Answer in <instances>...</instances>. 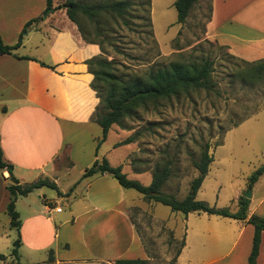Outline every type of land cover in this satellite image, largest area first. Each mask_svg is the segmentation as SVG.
Wrapping results in <instances>:
<instances>
[{
  "label": "crops",
  "instance_id": "0c3cea01",
  "mask_svg": "<svg viewBox=\"0 0 264 264\" xmlns=\"http://www.w3.org/2000/svg\"><path fill=\"white\" fill-rule=\"evenodd\" d=\"M209 4L204 39L241 61L264 59V0H209ZM45 9L46 0H0L3 43L13 46L23 37L11 54L0 55L2 159L12 165L11 174L19 184L48 179L60 192L54 190L52 196L44 190L48 187L42 186L16 199L19 258L24 257V264H38L53 249V264H113L117 259L137 258L150 264L153 256L147 247L152 246V239L145 218H149L150 224L157 223L158 202L145 201L137 191V197L134 196L129 193L130 188L122 187L107 173L81 178L84 170L101 158H106L111 166H120L122 171L124 163H113L109 157L122 147L127 148L124 159L135 175L151 174L142 160L140 164L129 160V155L137 152L136 145H117L128 135L99 152L101 143L109 139L111 128L116 126L113 124L100 141L102 129L92 118L98 98L89 85L93 75L86 60L99 55L100 47L84 41L65 12L44 19ZM38 17L42 19L28 25L23 34L25 23ZM261 109L264 108L226 131L222 142L210 153L212 161L205 177L214 162L218 171L230 165L227 157L238 159L247 151L252 152L254 159L248 161L252 164L244 177L263 164L264 121H252ZM237 137L246 145L235 147ZM63 154L68 165L60 169L55 159ZM73 168L80 176L68 181ZM9 182V172L0 169V254L5 256L2 261L11 256L12 242L17 237L16 230L9 226L6 211ZM250 189L246 220L201 211L186 215L180 212V221L176 216L167 217L170 224L180 226L183 235L176 264H248L254 227L247 219L251 215L264 219V171ZM242 195L239 190L233 198L234 209L217 201L211 203L234 212ZM62 202L67 211H63ZM58 206L60 211L55 210ZM255 264H264V231Z\"/></svg>",
  "mask_w": 264,
  "mask_h": 264
},
{
  "label": "rangeland",
  "instance_id": "374dc122",
  "mask_svg": "<svg viewBox=\"0 0 264 264\" xmlns=\"http://www.w3.org/2000/svg\"><path fill=\"white\" fill-rule=\"evenodd\" d=\"M75 1L98 3L112 0ZM127 1L130 6L121 17L101 13L96 19L90 20L78 16L84 33L99 43L98 56L111 62L113 71L124 78L127 75L144 76L148 71H155L170 62L182 61L199 65L207 59L211 63L210 81L213 88L191 89L186 93L180 92L175 96L159 99L147 107H138L132 115L122 117L117 128H111L109 139L101 143L99 152L128 135L132 138L131 143L137 147V152L130 154L129 160L132 158L139 161V164L142 160L145 165L143 167L149 169L152 175L166 166L169 173L160 190L181 200L188 192V184L198 173L193 162L201 157L202 152L207 150L210 154L213 147L222 142L227 130L264 108V69L257 74L251 65L231 56L225 48L204 39L209 0H198L182 24L176 22L174 0ZM65 2L66 0H53L52 8L55 9L44 19H51L55 13L63 15ZM49 24L53 22L49 21ZM25 32L26 29L23 34ZM263 119L264 109H261L252 121L262 123ZM233 143L235 147L246 145L238 137ZM126 149L122 147L112 151L109 154L111 161L124 163L122 172L128 179L149 185L151 174L135 175L132 166L124 159ZM131 149L130 146L128 151ZM236 150H239L238 147ZM251 153L247 151L233 160L227 157L231 161L230 165L218 168V171L214 162L196 199H208L206 202L212 206L215 204L211 202L217 201L234 209L236 205L232 200L238 195V191L245 194L249 189L248 177L254 170L247 177L244 174L252 164L248 161L252 162L254 159ZM55 164L60 169L68 165L64 154L55 159ZM78 172L77 168H73L67 180L77 179L80 176ZM44 190L55 196L56 189L48 187ZM128 191L137 197L135 190ZM143 199L149 202L145 197ZM62 203L63 211H67V206ZM156 208L157 223L154 221L150 224L149 218H145L149 226L147 233L152 239V246L147 247L148 253L153 256L150 264H176L183 235L180 233V226L170 224L167 217L176 216L180 221L183 216L161 203H156ZM11 235L14 236V233L11 232ZM2 260L0 259V264L26 262L19 255L18 258L9 256L5 261Z\"/></svg>",
  "mask_w": 264,
  "mask_h": 264
},
{
  "label": "trees",
  "instance_id": "16d2710c",
  "mask_svg": "<svg viewBox=\"0 0 264 264\" xmlns=\"http://www.w3.org/2000/svg\"><path fill=\"white\" fill-rule=\"evenodd\" d=\"M198 0H174L173 6L176 10V22L184 23L191 8ZM53 0H46V9L51 8ZM150 2V0H148ZM130 3L127 0H112L110 2L98 3H79L75 0H66L65 13L69 20L77 26L82 39L86 42L96 43L91 40L83 31V26L78 16L86 19H96V17L105 13L111 17H121L126 13ZM55 9V8H53ZM210 11V7H209ZM42 19V17L34 18L25 23V27L32 22ZM22 36V35H21ZM13 45H5L0 36V55L11 54L18 47L21 41ZM99 45V43H97ZM100 47V45H99ZM251 65L255 73L259 74L264 69V59L255 62H245ZM89 72L93 75L91 88L95 91L98 103L92 114V118L99 124L102 129L103 141L108 133L109 128L113 125H119L122 117L130 116L138 107H147L152 102H157L162 98L175 96L180 92H188L191 89H210L213 84L210 81L211 63L205 59L201 64H186L182 61L170 62L157 70H150L144 76L117 75L113 69L111 62L102 57L94 56L86 60ZM101 107V108H100ZM100 108V111H99ZM100 141L98 143H100ZM132 142V138L128 137L124 141L118 143L127 144ZM212 161L211 154L207 150L202 152L201 157L193 162V166L197 170V175L190 181L189 189L183 199L178 200L173 195L162 192L160 189L166 181L169 170L166 166L160 172H154L149 185H143L137 180H131L121 171L120 166H111L106 158L96 159L91 166L87 167L81 178H88L96 174L107 173L120 183L124 188L133 189L143 195L148 201H154L168 206L172 211L187 214L189 212H205L207 214L220 215L238 220H246L249 199L244 194L238 200V208L231 212L228 208H216L210 206L207 202L196 199V193L199 189L206 173L208 165ZM6 168L9 172L10 182L7 184L9 201L6 207L7 214L10 218L9 226L17 232L16 239L12 242L10 255L18 258V248L20 239L18 230L20 226L19 214L15 209V201L19 196H26L35 188L42 186L57 189V186L48 179H40L30 183L19 184L11 174L12 165L6 163L2 159L0 150V169ZM264 171V162L256 168L248 177V188L253 185L257 178ZM247 221L253 225L254 234L252 239V247L248 256V264H255L258 254L261 232L264 231V219L256 215H251ZM183 244V242H182ZM0 259L5 256L0 254ZM55 261L53 249L49 250L48 257L45 261L38 264H53ZM113 264H148L145 259H117Z\"/></svg>",
  "mask_w": 264,
  "mask_h": 264
},
{
  "label": "water",
  "instance_id": "95a60500",
  "mask_svg": "<svg viewBox=\"0 0 264 264\" xmlns=\"http://www.w3.org/2000/svg\"><path fill=\"white\" fill-rule=\"evenodd\" d=\"M53 11V8L51 7V8H48L46 11H45V13L43 14V17H45L48 13H50V12H52ZM244 196L246 197V198H248L249 199V197H251V189H250V187H249V189H248V191L244 194Z\"/></svg>",
  "mask_w": 264,
  "mask_h": 264
},
{
  "label": "built area",
  "instance_id": "2783aa9c",
  "mask_svg": "<svg viewBox=\"0 0 264 264\" xmlns=\"http://www.w3.org/2000/svg\"><path fill=\"white\" fill-rule=\"evenodd\" d=\"M55 210H56V211H60V210H61V207L58 206V207L55 208Z\"/></svg>",
  "mask_w": 264,
  "mask_h": 264
}]
</instances>
